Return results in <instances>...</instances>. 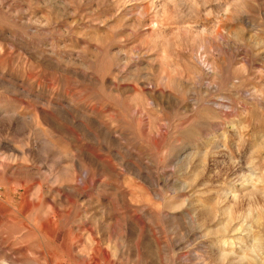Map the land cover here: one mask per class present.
<instances>
[{
    "label": "rangeland",
    "instance_id": "1",
    "mask_svg": "<svg viewBox=\"0 0 264 264\" xmlns=\"http://www.w3.org/2000/svg\"><path fill=\"white\" fill-rule=\"evenodd\" d=\"M0 264H264V0H0Z\"/></svg>",
    "mask_w": 264,
    "mask_h": 264
}]
</instances>
